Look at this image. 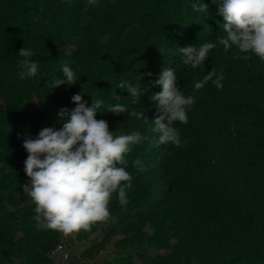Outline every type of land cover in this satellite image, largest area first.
<instances>
[{"label":"rangeland","instance_id":"1","mask_svg":"<svg viewBox=\"0 0 264 264\" xmlns=\"http://www.w3.org/2000/svg\"><path fill=\"white\" fill-rule=\"evenodd\" d=\"M203 2L208 5V11L192 9L193 3ZM23 7L19 5L16 9L22 10ZM81 12L84 13V19L79 26L86 28L81 34L69 37L65 35L63 44L58 48L61 57L57 58L61 64L79 63L77 67L72 68L80 78L79 81L71 86L65 83L54 87V90L61 89L62 92L55 91L54 99L49 101L45 98L47 94H51L47 84L52 79H64L62 70L56 66L55 75L45 77L42 83L44 89L41 92L35 89V81H29L31 88L28 89L26 101H23L29 113L27 111L21 113L20 108L14 109L11 120L15 117L17 120L20 119L25 131L28 130L26 138L35 139L43 128L52 127L58 130L62 127L67 118L61 119L58 116L59 110L69 108L73 103L72 96L80 93L89 107L93 98L103 100L101 112H97L96 119L106 120L114 136L138 131L147 139L130 146L131 151L125 154L128 161L126 170L132 176L131 187L126 190L127 203L121 205L117 194L114 193L108 205L111 218L106 222L92 225L91 231L82 230L65 236L61 232L51 230L56 235L57 243L48 257L52 264L54 263L51 256L55 258L56 255L60 257L61 264H111L117 257L134 256L136 252H141L149 261L157 259L150 264H202L194 252L186 246L180 247L184 229L179 231L177 214L174 210L167 209L165 204L167 198L154 189L159 186L166 189L168 186L169 177L162 160L167 155L166 152L173 147L172 144H160L159 133L151 130L152 121L159 113L156 103L150 97L162 91V87L154 82L165 68L174 69L180 91L185 96L194 97V103L187 111V116L192 117V122L197 111L200 110L201 115L208 112L213 101L212 91H219L217 89L224 91L230 80H238L243 84L241 76L236 75L238 71L243 69L249 71L251 65L255 67L256 73L264 75V60L252 52L241 53L236 46L225 51L223 45L219 43V37L224 35L223 18L217 14L218 4L213 0H87ZM24 19L22 17L20 21L23 22ZM206 42L216 45L210 50L209 58L196 68L184 65L183 54L179 52L178 47L195 46ZM212 69H215L216 75L204 87L196 89L195 84ZM255 71L250 73L255 75ZM219 75L223 76L221 88H217L213 83ZM138 77H141L140 84L145 91L141 93L139 101L134 103L130 93L126 89H119L118 84L121 81H128L135 85L139 81ZM89 87L91 89L85 95ZM59 97L61 100L54 108L53 103ZM115 104L125 105L129 111L145 112L147 120L137 119L127 113L116 115L106 111L109 106ZM75 107L74 104L69 110ZM203 121L204 118L201 117L200 122ZM181 130L183 129H180L179 133H184V130L183 132ZM15 134L5 137L3 141L0 139V150L6 152V157H0V175L3 172L10 175L9 171L13 168L25 173L24 161L28 153L23 147V141L13 140ZM184 136L188 138L186 141L188 143L194 139L196 142H203L204 134H197L191 138L190 133L186 132ZM214 151L216 157L221 153L218 147L214 148ZM137 157L142 160V168L132 163ZM199 173L197 170L193 175ZM5 178L7 181L0 188V194L10 188L20 192L9 210H14L17 205H27L30 207L28 209L34 210L35 204L23 193L22 188L29 182V178L19 175L14 183H11L10 176ZM200 178L199 175L191 177L190 182H186L185 189L194 191L190 184L199 181ZM191 194L196 201L207 200L198 190ZM181 201L187 204L183 198ZM140 209L144 210L145 215L137 222L139 219L133 214ZM195 209L198 214L199 209ZM24 217L25 213H22L8 219L14 223L12 230L5 229L0 224V234L4 235V238L13 231L17 238L27 234L37 222L32 217L30 219ZM3 222L6 221L0 216V223ZM136 222L137 226L131 232H126V227ZM2 243L0 247L6 246ZM34 245L31 240L16 249L1 248L0 252L2 251L5 257L0 258V264H37L28 255L29 251L34 249ZM213 263L215 261L210 264ZM132 264L148 263L136 259Z\"/></svg>","mask_w":264,"mask_h":264},{"label":"trees","instance_id":"2","mask_svg":"<svg viewBox=\"0 0 264 264\" xmlns=\"http://www.w3.org/2000/svg\"><path fill=\"white\" fill-rule=\"evenodd\" d=\"M86 1L0 0L1 141L12 133H16L13 140L26 139L28 130L25 131L20 119L11 120L12 112L20 108L21 113H29L23 104L31 88L29 81H35V89L41 92L45 77L54 76L56 66L62 69L64 63L57 59L61 57L58 48L65 35L81 34L86 28L79 26L84 19L81 11ZM19 5L24 6L22 10L16 9ZM22 17L25 18L23 22L20 21ZM24 46L33 51L31 59L38 63V71L34 77L21 79L20 61L24 57L18 53ZM78 64L69 66L74 68ZM249 67V71L243 69L236 74L241 76L243 84L230 80L224 91H212L213 101L208 112L201 115L200 110L197 111L192 122V117H188L187 124L174 123L178 131L184 130L179 133L181 146L173 145L162 160L169 177L168 186L166 189L163 186L154 188L167 198V209L177 214L179 231L184 229L180 247L186 246L194 252L202 264L212 261H215L213 264H264V75L256 73L254 66ZM250 71L256 74L252 75ZM55 91L62 92L53 88L45 98L48 101L54 99ZM60 100L61 97L53 105ZM201 117L203 122H200ZM186 132L191 138L204 134L203 142H196V139L193 143L186 142ZM216 147L221 150L217 157ZM0 157H6L4 150H0ZM197 170L200 173L196 175L201 178L191 182L190 186L192 190L200 191L207 199L204 202L196 201L191 194L194 191L185 189ZM9 174L3 172L0 175V188L7 181L6 176H10L11 183L16 182L19 175L27 176L15 168ZM19 193L10 188L0 194V216L6 221L0 224L5 229L12 230L14 226L9 218L25 213L24 218L30 219L36 214L35 209L30 210L27 205H17L14 210H9ZM182 198L187 204L181 201ZM195 208L199 209L198 214ZM143 215L142 209L133 214L139 219L137 222ZM137 222L128 225L126 232H131ZM31 228L21 238L15 237L14 231L7 238L0 234V244L6 240L2 243L6 246L0 249H16L33 240L35 245L32 253H28L30 258L37 264H52L48 253L56 247V235L47 228L38 232L42 228L37 225ZM1 257H5L2 251ZM136 259L148 264L157 261H149L147 256L136 252L134 256L117 257L111 264H132Z\"/></svg>","mask_w":264,"mask_h":264},{"label":"clouds","instance_id":"3","mask_svg":"<svg viewBox=\"0 0 264 264\" xmlns=\"http://www.w3.org/2000/svg\"><path fill=\"white\" fill-rule=\"evenodd\" d=\"M218 4V15L223 18L224 35L219 43L225 51L236 46L241 53L252 52L264 60V0H213ZM195 11H208V5L193 3ZM216 45L206 42L195 46L178 47L183 54V64L196 68L208 58ZM24 57L20 61V78L36 76L38 63L31 59L33 51L25 46L18 53ZM64 79L49 80L51 90L62 84L75 85L80 78L68 65L62 66ZM151 75V73H148ZM216 75L212 69L195 84L196 89L212 80ZM135 85L121 81L119 89H126L133 102L139 101L142 89L140 80ZM222 75L216 76L213 83L221 88ZM177 76L173 68H165L154 82L162 87L150 99L156 103L158 116L152 121V131L159 133L160 144L181 146L179 131L175 122L187 124V111L194 103V97L185 96L177 85ZM75 108H61L58 116L67 118L60 129L46 127L38 136L24 139L23 147L28 153L24 161V171L29 178L23 193L35 204L32 217L37 226L58 231L68 236L74 232L91 231L94 224L106 222L111 218L109 203L114 193L121 205L127 203L126 190L131 187V174L126 170L128 161L125 154L147 139L136 131L127 135L114 136L106 120L96 119L103 100L94 99L89 107L80 93L71 98ZM106 111L120 115L145 119V112L129 111L125 105L115 104ZM101 112V111H100ZM143 167L137 157L133 162Z\"/></svg>","mask_w":264,"mask_h":264},{"label":"crops","instance_id":"4","mask_svg":"<svg viewBox=\"0 0 264 264\" xmlns=\"http://www.w3.org/2000/svg\"><path fill=\"white\" fill-rule=\"evenodd\" d=\"M48 255H49V253H48ZM57 256H58V255L54 256L55 258H53V256H51L52 259H53V263H54V264H61L60 257L58 258ZM66 264H68V263H66ZM69 264H70V263H69Z\"/></svg>","mask_w":264,"mask_h":264},{"label":"built area","instance_id":"5","mask_svg":"<svg viewBox=\"0 0 264 264\" xmlns=\"http://www.w3.org/2000/svg\"><path fill=\"white\" fill-rule=\"evenodd\" d=\"M60 248V247H59Z\"/></svg>","mask_w":264,"mask_h":264}]
</instances>
